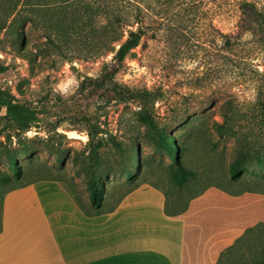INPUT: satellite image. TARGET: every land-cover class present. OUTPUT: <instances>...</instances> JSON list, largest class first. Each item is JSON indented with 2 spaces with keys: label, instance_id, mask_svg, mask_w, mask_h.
<instances>
[{
  "label": "rangeland",
  "instance_id": "1",
  "mask_svg": "<svg viewBox=\"0 0 264 264\" xmlns=\"http://www.w3.org/2000/svg\"><path fill=\"white\" fill-rule=\"evenodd\" d=\"M137 1L148 5L145 32L118 66L114 80L119 89L159 95L152 115L175 138L179 164L194 172V179L183 186L172 181L174 154L169 157L155 148L150 130L136 119L137 103L99 96L75 105L81 82L98 77L111 64L112 54L88 59L72 44L60 50L47 46L48 54L35 57L31 66L29 52L45 48L42 30L27 33L25 43L16 39L8 26L11 8L1 10L5 0H0V21L8 26L0 32V94L6 101L0 106V215L2 192L41 179L59 182L85 209L94 211L84 171L94 161L101 174L99 211L111 209L123 192L142 182L140 186H155L177 204L210 187L229 194L264 191V173L254 166L257 156L264 157V112L258 99L264 90V0ZM47 13L41 9L34 15L44 25ZM226 38L234 51L228 55ZM20 107L46 108L41 119L21 130ZM81 116L101 130L98 137L105 143L97 157L87 146ZM110 136L122 143V151L108 142ZM134 151L140 165L131 156L134 177L129 180L123 170ZM241 153L247 156V166L233 178L230 165ZM249 245L222 264L258 261L264 237L252 235Z\"/></svg>",
  "mask_w": 264,
  "mask_h": 264
},
{
  "label": "crops",
  "instance_id": "2",
  "mask_svg": "<svg viewBox=\"0 0 264 264\" xmlns=\"http://www.w3.org/2000/svg\"><path fill=\"white\" fill-rule=\"evenodd\" d=\"M58 182L4 195L0 264H215L246 229L264 223V194L207 188L178 216L161 189L140 186L111 212L86 217Z\"/></svg>",
  "mask_w": 264,
  "mask_h": 264
},
{
  "label": "trees",
  "instance_id": "3",
  "mask_svg": "<svg viewBox=\"0 0 264 264\" xmlns=\"http://www.w3.org/2000/svg\"><path fill=\"white\" fill-rule=\"evenodd\" d=\"M125 1L126 0H54V2L51 3L45 0L38 2H32L31 0H8V2H6L5 0L3 3L4 9L2 8L1 10L6 11L9 7L11 8L9 10V15L12 16V19L8 26H10L15 33L16 39L24 40V43L27 40V33L29 35L30 32L38 28L42 30L45 48L42 52L36 51V49L35 51L29 52L28 61L31 66L35 57L37 58L39 55L45 56L48 54L46 49L47 46L59 48L63 45L65 49H69L72 44L77 47L76 53L79 56L88 59H96L108 53L112 54L111 64L106 67L98 77L94 79H84L81 82L78 97L75 98V105L80 101H89L99 96H106L118 100H131L137 103L139 107L136 114L138 123L150 130V140L156 149L164 151L169 157L174 154L173 162L176 164V170L173 172L171 178L176 185L183 186L189 180L194 179L195 173L179 164V145L176 143L175 138L171 136L170 133H167L164 127L158 125L152 115L154 102L159 98V95L148 90L129 91L119 89L114 80L118 66L122 63L124 58L139 45L145 32L146 14L144 9L148 8V5L145 7L144 3L137 0ZM189 1L195 3L201 0ZM41 9H45L49 12L47 13L48 17L44 25L43 22L34 15L36 10ZM54 13H58L59 16L54 17ZM8 26H6V21H0V32L5 30ZM232 45L233 43H231L229 38H226L223 47L227 55L234 52ZM258 99L259 105L261 106L260 109L264 112V90L261 94L259 93ZM5 104L6 101L0 94V106ZM45 108L46 107H42L41 109H29L20 107L18 120L20 129L25 130L32 122L41 119L45 113ZM77 110L79 109L75 108V111ZM81 118L87 126V146L91 148V152L94 154L93 157H97V150L105 143L98 137L101 130L97 125H92L88 117L81 116ZM216 130L222 133L224 129L222 126L217 125ZM108 142L116 150H123L122 143L116 141L114 137L110 136ZM131 156H134L136 164L140 165L137 151L130 152L126 157L123 170V173L129 180H132L134 177L131 171ZM7 157L9 158V163L13 166L12 172L18 174L16 166L12 164L11 156ZM246 160V154L241 153L230 165L233 178H236L240 170L247 166ZM95 164H97V161L92 162L88 169H84L88 178L85 186L88 192L89 204L94 211L85 209L81 205V201L72 193L68 192L79 210L86 217H94L111 212L126 194L143 184V182L133 184L120 195L111 209L99 211L98 208L101 204L102 197L99 193L98 179L101 174ZM254 166L259 172L264 173V157L257 156ZM0 180H2V178H0ZM44 180L52 181V179H41L38 181ZM27 185L11 188L2 192V195L4 196L10 191L23 188ZM153 187L157 188L155 186ZM259 193L264 194V191H259ZM163 194L165 196L164 213L167 216H178L183 214L187 210L189 202L201 193L190 197L186 202L180 201L178 204L170 202L167 194L165 192H163ZM263 230L264 223H258L246 229L231 246L220 254L215 264H222L227 257L240 254L244 245L250 246L249 240L252 235L264 237ZM260 253V259L253 264H264V246L261 248Z\"/></svg>",
  "mask_w": 264,
  "mask_h": 264
}]
</instances>
